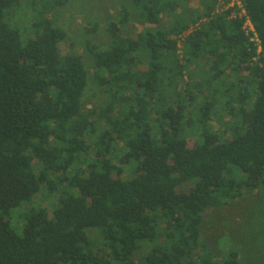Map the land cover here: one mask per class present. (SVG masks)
I'll list each match as a JSON object with an SVG mask.
<instances>
[{
  "label": "trees",
  "instance_id": "1",
  "mask_svg": "<svg viewBox=\"0 0 264 264\" xmlns=\"http://www.w3.org/2000/svg\"><path fill=\"white\" fill-rule=\"evenodd\" d=\"M68 1L0 0V264H252L202 226L263 199L264 0H127L91 70Z\"/></svg>",
  "mask_w": 264,
  "mask_h": 264
},
{
  "label": "rangeland",
  "instance_id": "2",
  "mask_svg": "<svg viewBox=\"0 0 264 264\" xmlns=\"http://www.w3.org/2000/svg\"><path fill=\"white\" fill-rule=\"evenodd\" d=\"M187 2L191 8L201 7L200 0ZM122 4L126 5L127 0H69L52 15L55 25L63 28L73 41L71 48L61 44L60 51L81 56L87 68L91 70L84 52V44L89 41L91 45L103 47L107 39L105 27L110 21L116 20V14ZM166 22L162 21V27L168 25ZM91 24L98 27L94 34L87 32ZM127 29L125 31L127 36L136 38L149 27L141 24L133 16ZM194 79L198 80L199 76L195 74ZM104 104L105 97L92 86L85 101L86 109H95ZM214 127L217 128V125L214 124ZM35 202L42 205L39 200ZM202 239L218 255L221 254L220 249H237L241 257H244L245 263L264 264V194L262 200L247 197L233 206L213 210L206 215L202 226Z\"/></svg>",
  "mask_w": 264,
  "mask_h": 264
},
{
  "label": "built area",
  "instance_id": "3",
  "mask_svg": "<svg viewBox=\"0 0 264 264\" xmlns=\"http://www.w3.org/2000/svg\"><path fill=\"white\" fill-rule=\"evenodd\" d=\"M219 1H220V3H222V0H219ZM222 5H223V4H222ZM234 6H236L238 9L241 10V15L245 16V13H244V10H243V7H242L241 0H230V3H229L227 6H225L224 9L232 8V7H234ZM244 29H245V31H246L247 34H248V33H251V34L253 35V38H252L253 41L258 42V41H257V38H256V35H255V32H254V29H253L251 23H250L248 20H247V21L245 22V24H244ZM191 32H192V29L189 30L188 32H186V33L184 34V36L188 35V34L191 33ZM184 36H183V37H184ZM181 39H183V38H181ZM181 41H182V40H181ZM178 47L181 48L180 44H178Z\"/></svg>",
  "mask_w": 264,
  "mask_h": 264
}]
</instances>
